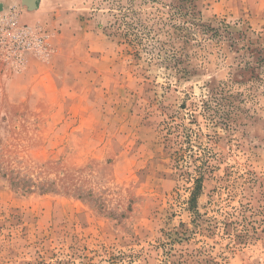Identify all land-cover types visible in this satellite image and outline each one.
<instances>
[{
	"label": "rangeland",
	"instance_id": "rangeland-1",
	"mask_svg": "<svg viewBox=\"0 0 264 264\" xmlns=\"http://www.w3.org/2000/svg\"><path fill=\"white\" fill-rule=\"evenodd\" d=\"M152 1L13 3L48 38L22 67L0 49V264H264V95L214 124L237 52L192 30L175 63L162 24L122 35ZM192 1L264 41V0Z\"/></svg>",
	"mask_w": 264,
	"mask_h": 264
},
{
	"label": "trees",
	"instance_id": "trees-1",
	"mask_svg": "<svg viewBox=\"0 0 264 264\" xmlns=\"http://www.w3.org/2000/svg\"><path fill=\"white\" fill-rule=\"evenodd\" d=\"M167 7V11L160 8L156 12L138 11L132 8V17L130 21L123 18L119 26L122 28L125 37H129L132 32L136 35L135 42L138 39L136 33L140 27L147 29L148 33L154 31V24H162L161 31L167 33L169 45L173 48L171 56L179 63L181 55L184 54L186 44L191 39L192 30L201 35L205 42L215 40L217 45L229 41L231 47L237 52V68L230 74L229 78L222 81L219 85L209 90V98L205 100V108L209 110L214 124L232 125L239 124V118L243 113L249 112L248 103L255 104L260 96L264 95V41L261 36L252 38L246 32H234L232 25L226 21L218 26H211L200 22L194 11L195 6L192 0H153ZM141 8V7H140ZM145 13V21L152 22L145 26L140 16ZM153 15H156L153 16ZM166 15V17H164ZM128 16L127 14L124 17ZM125 25V26H124ZM126 25H130L127 26ZM144 26V27H143ZM185 40V43L177 46L175 41ZM138 44V43H137ZM185 70V69H184ZM204 172L200 169L194 179V186L189 199L190 210L193 214H199L198 197L203 188Z\"/></svg>",
	"mask_w": 264,
	"mask_h": 264
},
{
	"label": "built area",
	"instance_id": "built-area-1",
	"mask_svg": "<svg viewBox=\"0 0 264 264\" xmlns=\"http://www.w3.org/2000/svg\"><path fill=\"white\" fill-rule=\"evenodd\" d=\"M20 10L16 4L0 11V49L5 56L22 67L26 64L28 53H43L47 50L48 35L34 29L20 26Z\"/></svg>",
	"mask_w": 264,
	"mask_h": 264
},
{
	"label": "water",
	"instance_id": "water-1",
	"mask_svg": "<svg viewBox=\"0 0 264 264\" xmlns=\"http://www.w3.org/2000/svg\"><path fill=\"white\" fill-rule=\"evenodd\" d=\"M26 5L29 6L30 9H34L38 5V0H23ZM2 6L0 5V10Z\"/></svg>",
	"mask_w": 264,
	"mask_h": 264
},
{
	"label": "crops",
	"instance_id": "crops-1",
	"mask_svg": "<svg viewBox=\"0 0 264 264\" xmlns=\"http://www.w3.org/2000/svg\"><path fill=\"white\" fill-rule=\"evenodd\" d=\"M18 0H0V4H3L4 6L10 5L13 3H16Z\"/></svg>",
	"mask_w": 264,
	"mask_h": 264
}]
</instances>
